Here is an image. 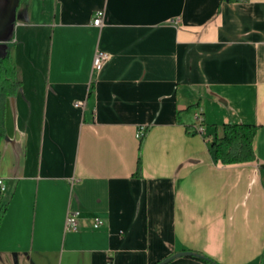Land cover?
Segmentation results:
<instances>
[{"label": "crops", "instance_id": "crops-1", "mask_svg": "<svg viewBox=\"0 0 264 264\" xmlns=\"http://www.w3.org/2000/svg\"><path fill=\"white\" fill-rule=\"evenodd\" d=\"M9 36L0 264H264V0H20Z\"/></svg>", "mask_w": 264, "mask_h": 264}, {"label": "trees", "instance_id": "trees-1", "mask_svg": "<svg viewBox=\"0 0 264 264\" xmlns=\"http://www.w3.org/2000/svg\"><path fill=\"white\" fill-rule=\"evenodd\" d=\"M20 0H18L17 5ZM11 0H0V43L10 41L9 36L15 17V10L11 11ZM2 4V5H1ZM4 45L0 44V141L5 135L4 129V105L3 98L11 93L16 87V82H10L8 79L12 72V67L8 64V57L3 51ZM2 74L8 76L2 77ZM256 127L253 125H226L223 126V134L216 138L212 144V152L215 160L222 164H233L251 162L255 159L253 151V137ZM140 169V161L137 164V170ZM5 205L0 202V219L5 211ZM196 254V253H195ZM191 257L202 264H216L212 260L200 255Z\"/></svg>", "mask_w": 264, "mask_h": 264}, {"label": "built area", "instance_id": "built-area-1", "mask_svg": "<svg viewBox=\"0 0 264 264\" xmlns=\"http://www.w3.org/2000/svg\"><path fill=\"white\" fill-rule=\"evenodd\" d=\"M104 17L103 11L96 12V15L92 21L93 26H100L102 24ZM109 60V55L106 52L103 51H96L93 59H92V71H91V77L89 79L88 85H87V92L86 96H89L94 93V86H95V79H92V75L99 72L104 64ZM85 102H75L74 106L77 108H84ZM197 120L199 126L196 128V131L200 134L204 132V127L202 126V118L200 117V114L197 115ZM144 127H140L138 129V132L136 134L137 138H140L142 136ZM4 190V186L0 181V192ZM78 214L76 212H67L65 220H64V230L65 231H76L78 230V222H77ZM102 221L100 219H95L93 222V229H98L102 226Z\"/></svg>", "mask_w": 264, "mask_h": 264}, {"label": "water", "instance_id": "water-1", "mask_svg": "<svg viewBox=\"0 0 264 264\" xmlns=\"http://www.w3.org/2000/svg\"><path fill=\"white\" fill-rule=\"evenodd\" d=\"M12 1V5H11V11L13 12L16 8V5H17V2L18 0H11ZM195 257L197 256L195 253L193 252H189V251H184V252H180V253H177V254H174L168 258H165L163 260H161L160 262H158L157 264H167L168 262H170L171 260H173L174 258L176 257Z\"/></svg>", "mask_w": 264, "mask_h": 264}, {"label": "rangeland", "instance_id": "rangeland-1", "mask_svg": "<svg viewBox=\"0 0 264 264\" xmlns=\"http://www.w3.org/2000/svg\"><path fill=\"white\" fill-rule=\"evenodd\" d=\"M2 5V4H1Z\"/></svg>", "mask_w": 264, "mask_h": 264}]
</instances>
